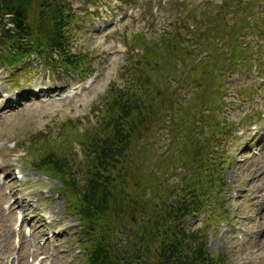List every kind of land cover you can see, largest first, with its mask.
I'll use <instances>...</instances> for the list:
<instances>
[{
	"label": "rangeland",
	"instance_id": "obj_1",
	"mask_svg": "<svg viewBox=\"0 0 264 264\" xmlns=\"http://www.w3.org/2000/svg\"><path fill=\"white\" fill-rule=\"evenodd\" d=\"M69 1L78 16L69 33L71 51L87 57L82 75L59 68L53 71L37 58L18 72L0 69V264H36L37 260L41 264H84L77 244L80 222L67 210L66 199L55 193L61 180H47L29 168L37 160L27 155L31 137L55 147L59 143L83 164L85 152L79 136L99 125L103 104L113 96L112 86L129 85L122 77L126 45L139 43L136 37L141 36L156 40L176 25L183 29L187 43L151 73L154 83L170 91L158 101L159 110L165 105L166 117L158 126L155 118L154 129L133 143L136 157L131 161L129 193L137 197L141 192L138 177L146 174L142 180L149 186L142 192L145 198L153 196V188L162 195L171 192L172 198L170 187L178 188L188 171L182 146L173 137L179 130L175 122L186 126L189 117L219 122L223 141L228 142L221 175L227 189L218 201L225 206L226 217H219L222 210H206L188 219V224L202 232L215 258L227 257L230 264H264V79L257 71L260 67L264 72V58L259 64L250 49L262 45L260 55L264 56V0H99L98 9L88 0ZM227 4H232L231 9L225 8ZM248 10L251 15L246 14ZM191 11L195 17L188 18ZM201 18L203 30L195 41L189 32L193 34ZM237 31L249 45L246 63L238 64L243 65L241 71L229 66L234 53L231 36ZM210 44L215 46L208 57ZM170 71L175 77L172 84L166 77ZM213 73L224 75V80L215 84ZM139 85L144 88V83ZM72 86L82 91L60 99ZM36 87L52 92L44 94ZM219 87L223 92L215 95ZM244 89L239 97L237 90ZM21 93L20 104L8 106ZM203 102L214 113L203 112ZM211 132L208 127L204 135ZM77 174L82 176V170ZM18 225L22 235L17 245L14 229Z\"/></svg>",
	"mask_w": 264,
	"mask_h": 264
},
{
	"label": "trees",
	"instance_id": "obj_2",
	"mask_svg": "<svg viewBox=\"0 0 264 264\" xmlns=\"http://www.w3.org/2000/svg\"><path fill=\"white\" fill-rule=\"evenodd\" d=\"M97 1L88 0L95 6ZM231 6L227 4L225 8ZM247 12L251 15L250 10ZM192 17L195 15L191 11L188 18ZM77 19L69 0H0V68L27 67V60L38 57L53 69L82 75L87 57L72 53L69 34ZM203 25L201 18L192 31L194 35L189 32L193 40H200ZM176 26L156 40L141 36L136 37L139 43L128 42L122 77L129 85L112 86L113 96L103 104L99 125L79 136L85 152L83 164L77 163L75 155L66 152L68 148L61 149L59 143L55 142V147L45 140L37 143L39 139L31 137L27 155L37 160L29 168L52 180H61V188L56 191L66 199L69 213L81 222L77 244L85 256L84 264H230L227 257L211 255L202 232L188 224V219H196L206 210H222L219 217H226L225 206L218 201L227 189L221 175L228 142L223 141L225 133L219 122L206 123L204 117H189L184 121L186 126L175 122V130H179L173 137L182 146L188 171L178 188L170 187L172 198L171 192L162 195L155 188L151 189L153 196L145 198L142 192L149 186L142 180L146 174L138 177L141 192L137 197L129 193L131 161L136 157L133 143L140 134L154 129L151 124L155 118L158 126L166 117L162 112L165 105L159 110L158 101L170 91L154 83L151 73L187 43L183 29ZM237 32L231 36L234 53L229 66L241 71L243 65L238 64L246 63L249 45ZM214 46L207 47L208 57ZM134 49L139 52L135 54ZM250 49L253 51L254 46ZM209 72L208 69L206 73ZM259 72L262 73L260 67ZM166 77L171 84L175 82L172 71ZM224 78L220 75L213 80L216 84ZM139 83H144V88ZM215 90V95L223 92L221 87ZM245 92L237 90V95L241 97ZM203 105V112L214 113L207 102ZM208 127L212 132L207 136L204 130ZM77 170H82L83 175L79 176Z\"/></svg>",
	"mask_w": 264,
	"mask_h": 264
}]
</instances>
